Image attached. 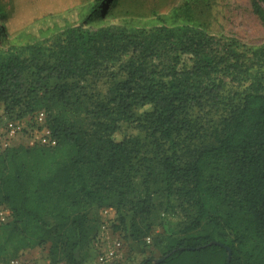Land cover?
<instances>
[{"label":"trees","instance_id":"1","mask_svg":"<svg viewBox=\"0 0 264 264\" xmlns=\"http://www.w3.org/2000/svg\"><path fill=\"white\" fill-rule=\"evenodd\" d=\"M118 1L91 0L83 23L49 44L0 48V122L44 109L57 138L55 146L0 153V200L11 210L0 227L19 234L18 246L49 242L51 256L86 264L79 250L97 234L89 208L120 211L148 160L142 138L127 128L151 140L163 192L181 200L185 216L160 257L136 264H264V42L242 46L196 25L197 0L175 6L149 30L85 25ZM263 3L251 0L264 25ZM8 15L0 1L2 35ZM87 80H101L104 90ZM230 84L241 89L225 102ZM206 109L226 110L209 124L200 120ZM146 195L129 200L133 213L119 212L114 231L148 232V223L135 226L148 218Z\"/></svg>","mask_w":264,"mask_h":264},{"label":"rangeland","instance_id":"2","mask_svg":"<svg viewBox=\"0 0 264 264\" xmlns=\"http://www.w3.org/2000/svg\"><path fill=\"white\" fill-rule=\"evenodd\" d=\"M8 10V20L4 21L6 34L0 32V48L17 47L28 43L49 44L61 33L65 27L83 23L82 14L89 7L91 0H0ZM185 0H119L118 5L107 12L102 19L85 23L89 27H98L107 24L143 27L151 29L161 23L157 18L169 14L171 10L182 4ZM192 1V0H191ZM264 5V3H263ZM198 16L196 25L206 28L210 33L218 36H234L242 46L252 47L264 42V25L253 12L251 0H197L192 3ZM182 22V20H178ZM172 24V22H167ZM82 83H85V81ZM93 89L103 91L104 83L100 81H86ZM240 90V87L229 85L224 92L225 102L231 100V92ZM149 108L145 106L143 109ZM226 108V107H225ZM200 113V120L209 119V124L216 123L226 109L209 110ZM196 111V110H195ZM3 113L0 105V114ZM196 114V113H195ZM1 116V115H0ZM128 133L139 134L143 140L142 154L148 156V160L134 175L135 191L129 200L137 196L144 197L147 191L146 203L150 208L147 220L139 217L135 226L142 230L145 223L150 226L147 233L140 238L124 237L112 228L118 213L131 216L130 201L117 211L104 214L101 208L95 206L89 208L91 222H97L96 231L107 237L103 244L95 242L79 252L85 256L86 264H99L97 254L104 247L111 246L118 250L117 257L112 261L115 264H136L146 256L160 257L168 247L171 239L178 235L176 228L184 221V212L181 209L182 202L176 196L170 201L163 192V169L158 158L153 155L151 140L145 137V133L139 130L127 129ZM123 131H116L112 137L121 140ZM139 166V164H138ZM0 206H6L0 200ZM97 220V221H96ZM103 225L106 226L103 228ZM96 226V224H95ZM150 236V242L147 241ZM19 234L11 228L0 227V264H10L14 257L23 259L24 264H65L63 254L51 256L50 243H43L31 247L18 246ZM146 237V238H145ZM111 264V263H110Z\"/></svg>","mask_w":264,"mask_h":264},{"label":"built area","instance_id":"3","mask_svg":"<svg viewBox=\"0 0 264 264\" xmlns=\"http://www.w3.org/2000/svg\"><path fill=\"white\" fill-rule=\"evenodd\" d=\"M57 138L53 135L47 121V112L39 109L31 114L21 117H6L0 122V153L17 145L22 146H55ZM101 212L109 214L113 207H102ZM11 210L6 206H0V224L9 221ZM106 226L103 225V228ZM107 237L96 234L95 244H103ZM150 242V236H147ZM118 250L115 247L106 246L97 254L99 264H110L117 257ZM10 264H24L23 259L16 257L10 260Z\"/></svg>","mask_w":264,"mask_h":264},{"label":"water","instance_id":"4","mask_svg":"<svg viewBox=\"0 0 264 264\" xmlns=\"http://www.w3.org/2000/svg\"><path fill=\"white\" fill-rule=\"evenodd\" d=\"M229 258H230V254H229ZM229 258H228V262L227 263H229Z\"/></svg>","mask_w":264,"mask_h":264}]
</instances>
